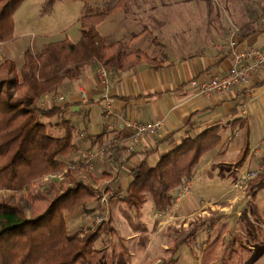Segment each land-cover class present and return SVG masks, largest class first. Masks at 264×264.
<instances>
[{
	"label": "crops",
	"instance_id": "obj_1",
	"mask_svg": "<svg viewBox=\"0 0 264 264\" xmlns=\"http://www.w3.org/2000/svg\"><path fill=\"white\" fill-rule=\"evenodd\" d=\"M98 1L99 6L94 7H100L108 0ZM25 2L23 1L18 9L20 7L25 9L23 5ZM86 2L91 4L96 3V0H86ZM85 3L80 0L74 1L73 4L79 9L77 19ZM263 8L262 0H127L121 9L97 26L98 33L106 41L128 40L138 33L130 43V47L143 49L155 58L156 62L116 70L111 72L106 80L98 78L99 65H89L79 79L65 80L56 93L43 96L41 107L44 110L53 107L64 109L57 114L58 118H63L74 127L77 150L69 157V161L80 157L84 150L89 151L88 148H93L94 144L98 143L96 139L103 142L108 136H112L113 133L110 134L107 130L108 125L121 129L115 134L120 145L127 142L132 134V130L124 126L123 119L162 122V127L155 134L144 137L139 146L135 147L129 160L121 167H117L120 169L118 176L113 174L109 163L105 161L102 162L99 170L88 171L90 175L80 176L93 191L94 202L90 206H95V213L101 208L95 197L96 190L103 187L106 180H111L113 182L111 187L116 186L124 197L130 181V171L142 161L146 151L151 150L148 161L154 164L161 153L176 147L184 134L196 136L206 127L219 126L220 143L202 156L192 178L189 179L191 188L196 171L198 173L204 170L211 174L208 179L204 176L196 192L180 198L177 194L181 186H178L172 192L174 196L172 206L162 213L155 211L154 204L147 203V199L139 211L130 208L122 200L123 198L110 203L111 216L103 223L104 225L99 224L98 237L103 234L106 238V233H110L114 238H118L120 248L118 255L119 259L120 256L124 259L123 264H141L140 256L137 257L140 250L143 251L142 264H159L171 244L173 230L186 229V224L179 223L178 219L188 218L195 211L206 208V205L213 209L210 204L219 202L216 200L222 197L221 191L224 190L225 193L227 188L229 189V182L234 179L236 172L234 175L233 173L237 171V167L228 170L227 166L234 165L245 137L248 153L241 166L250 169L258 167L264 154V71L251 75L247 84L236 85L223 93L212 92L208 95H200L198 85L194 82L208 79L217 73L227 72L234 66H240L241 62L235 58L236 51L249 48L264 50ZM234 13L242 15V20L243 16L245 19L246 16H252V19L248 20L251 26L248 31L242 24H233L231 16ZM243 22L247 23L245 20ZM250 29L258 31L251 33ZM240 30L244 34H240ZM65 36L64 38L76 42V39L68 33ZM14 37L15 39L9 42L0 43V53L3 56L12 58L11 56L21 52L18 46L22 37L15 32ZM79 37L80 33L76 37L77 40ZM230 40L234 42L232 52L218 49L220 45H225ZM37 41L35 35L25 43L23 51L31 47L39 49L47 43L42 40ZM2 58L0 56V60ZM249 60L251 61L252 58ZM81 91L84 92V98L81 96ZM105 101L111 104L112 113H107ZM47 118L49 117L43 116L41 120L50 126L51 121ZM63 131L56 134L62 135ZM227 177L229 181L224 182ZM215 182L219 185L216 199L205 200L202 189L211 190ZM104 187L111 188L107 185ZM257 193L253 199L251 198L252 213L261 221L260 216H256L253 211V207H257L254 203ZM90 206L88 209L91 208ZM122 209L125 214L120 213ZM257 209L259 211L258 207ZM80 210L81 208L78 207L69 213L70 219H75L74 223L78 221L76 212ZM228 213L229 211L226 212L227 215ZM127 217L132 219L133 225L125 222L124 219ZM221 217V214L214 210L207 212L201 222L204 226L207 224L209 229L203 228L211 234L220 225ZM235 217L241 219L242 212H235ZM217 218H220L218 222ZM213 219L216 222L211 225ZM91 221L92 219L86 221L85 225L88 226L85 228L80 226L84 228L81 235L94 228H91ZM119 223L122 225L118 226ZM199 232L200 229L195 236ZM158 236L161 239V250L157 255L150 257L149 253L152 255L154 250L156 251L154 239H158ZM200 238L204 240L203 237ZM194 244L200 246V243H193L192 246ZM250 249L255 251L253 245ZM134 255L136 257L130 259ZM185 263L178 261L176 256V264Z\"/></svg>",
	"mask_w": 264,
	"mask_h": 264
},
{
	"label": "trees",
	"instance_id": "obj_2",
	"mask_svg": "<svg viewBox=\"0 0 264 264\" xmlns=\"http://www.w3.org/2000/svg\"><path fill=\"white\" fill-rule=\"evenodd\" d=\"M23 1L0 0V43L14 38L13 14ZM55 1L43 0L40 13L51 12ZM125 2L108 0L100 7L86 2L77 19L80 37L76 42L63 38L47 42L36 51L27 48L19 68L12 58L0 61V264H93L88 253L98 238L100 226L82 235L81 232L70 234L65 218L78 207L87 210L94 202L92 189L80 177L90 174L69 168V157L77 150L74 127L61 118L58 124L64 131L62 135H54L39 120L40 116L51 117L64 109L44 110L40 101L44 95L56 93L64 80L79 79L89 65L119 71L156 62L145 51L128 50L137 36L124 43L106 41L98 33L97 26ZM251 19V15L246 19L243 16L247 21L240 23L244 29L251 28L248 22ZM239 33L244 34L241 30ZM220 140L219 126L212 125L196 136H181L178 145L161 153L154 164L148 161L151 150L146 151L142 161L131 169L121 199L139 211L150 198L155 211L165 212L172 206L173 190L192 178L202 156ZM96 142L100 141L96 139ZM243 143L235 167H240L247 156L246 137ZM50 175L56 178L44 180ZM263 187L264 172L249 182L246 195L253 199ZM18 193H25L35 207H41L45 197L48 202L41 212L26 216V201L15 195ZM253 211L259 217L256 206ZM215 222L213 219L211 225ZM202 226L200 222L187 229H174L166 256L159 264H176L179 247L191 248Z\"/></svg>",
	"mask_w": 264,
	"mask_h": 264
},
{
	"label": "rangeland",
	"instance_id": "obj_3",
	"mask_svg": "<svg viewBox=\"0 0 264 264\" xmlns=\"http://www.w3.org/2000/svg\"><path fill=\"white\" fill-rule=\"evenodd\" d=\"M24 1L27 2V3L25 2L26 4L25 3L23 4L25 9H23V7H20L18 9L17 7V10H15L14 15H13L14 32L16 35L18 36L20 35L22 37L21 38L22 41L19 43V46H18V49L20 48L21 52L16 53L13 56H11L12 59L15 61L17 68H19L22 63V51L25 48V43L29 42L30 39L33 38L35 35H37V40H38L37 42H39L40 40L44 42L58 41L66 37L65 36L66 33H68L69 36H71L73 39H76L75 41H77L76 37L78 36V33H79L78 23L76 21L78 17L77 10L79 9L76 7V4H73L75 0H59L55 3L51 12L46 13V14L40 13V9L42 7L41 3L43 2V0H24ZM80 1H82L83 3L86 2V0H80ZM91 4L93 6H99V1L96 0V3L93 2ZM72 5L74 8H72ZM231 19H232L233 24L235 25L240 24L243 21L242 15L240 16L235 13L232 14ZM101 30L103 31L104 27ZM136 34H134V36H136ZM132 37L129 38L128 40L120 39V40H113V41H122V42L124 41V43L126 41L131 42L133 39ZM29 49L30 50L33 49L32 51H36L38 48L31 47ZM128 50L133 51V50H137V48L128 47ZM140 50L144 51L143 49H140ZM0 56L3 57L2 59H4V57H8V56H3L1 53H0ZM99 67H102V66L99 65ZM108 69L113 70L112 68H108ZM41 103H43L42 100L40 101V106H41ZM106 110H107V107H106ZM107 113L109 114L108 110H107ZM42 118L43 116H40L39 120L43 122L44 124H46L44 120L43 121L41 120ZM47 119H50L51 121L50 126L46 124L47 130L50 133L57 135L56 132H59V131L61 132L64 129L60 124H58V122H60V118H58L57 115L51 116ZM129 119H126V120H129ZM109 126L110 125L107 126V130L110 133ZM56 129H58L59 131ZM131 133H133V130L131 131ZM110 137L111 136H108L106 140L103 142H98L94 144L95 149L99 147H107V142ZM114 138L117 140V144H116L117 146L119 144L118 139L116 137ZM121 145L122 144H120V146L115 148L117 150H114L113 155L111 157H105L103 155L102 156L100 155L98 156L97 159L94 160L91 166L86 165L84 168L79 169V171H83V172L97 171L99 170V167L102 165V162L105 161L106 163H109L108 165H110V169L115 173V175H117L116 168L121 167L124 163H126L127 160H129V158L133 154L132 153L125 160L119 159V156H118L119 154L117 153V151L121 147ZM89 149L90 148H88V150ZM83 161L84 160L81 159L80 157L76 158L69 163V168L71 167L72 164H74V162L76 164H79V163H83ZM234 166L235 165L233 166L228 165L227 169L228 170L234 169ZM263 167H264V160L262 158L256 169L255 168L250 169L246 166L237 167L236 168L237 171H234L233 173L234 175L236 172V174L233 177L234 178L233 181L229 182V185H228L229 189L227 188L225 193L223 192L224 190L221 191L222 197L216 200L219 202L210 204L213 206V209L209 205H206V208L195 211L194 214H192L188 218L185 217L186 218L185 219V218L180 217V219H178L179 223L183 224L184 222L186 224L185 228L187 229V228H190L192 225H195L201 222V220L204 218L207 212H210L212 210H214L215 212H218V214H221L222 216L221 219L217 218L218 219L217 222L220 219L219 221L220 225H218L217 229L213 231L211 234H209L210 232H208L205 228H203V227H206L207 229H209L208 228L209 226L207 224L204 226V223H203V226L200 228L199 234L195 236L193 239V243H198V244L200 243V246L194 244L192 246L193 249L192 248L190 249L189 247L185 245L181 246L179 248L178 253L176 254L178 261H185L188 264H262L264 262V253H262L264 251V188L258 191L257 197L254 202L259 208V211H258L259 216H260L259 218H261L263 221L258 220L253 215L251 195L249 196L246 195L247 186L249 182L253 180L258 174H260L261 172H264V169H262ZM254 171H257V172L260 171V172L257 173L256 176L249 177L247 179L248 181L245 184L240 182L241 177L243 178V176H245L247 178L248 176H252L251 173ZM208 173H209L208 171H204V170H201L198 173L196 171V174L193 179L194 180L193 184L191 188L189 189V192L187 193L188 195L196 192L197 190L196 188L199 187L204 176L206 179H208L211 176V174H208ZM229 177H227L223 181L228 182ZM188 180H186L185 183L188 182ZM212 185H213V188L211 190H208V188H203L201 191L204 195L205 200H209L211 198L216 199L217 197L216 195H218L219 193L218 183L215 182ZM3 194L11 196L13 193L3 192ZM15 195L17 197L22 196L23 201L24 200L26 201V202L24 201L26 216L41 212L48 202V197H45V201L43 205L41 207H35L34 202H32L31 198H29L28 196L25 197V193H18ZM147 200H146L147 203L151 205L153 204L150 198H148ZM226 206L227 208H225ZM90 207L91 208L87 210L81 208L80 211L76 212V214L78 215L76 220L78 219V221L75 223H74L75 221L74 218L70 219L69 213L66 215V221L68 224L67 226L69 229L68 231L70 234L75 233V231L82 232L83 229L88 226V225L86 226L85 223L86 221L93 218L95 214V210H96L95 206H90ZM225 211L226 212L229 211L228 215L226 214ZM237 211H239L240 213L242 212L241 219H238L235 217V212ZM120 213L125 214L124 209H122ZM223 213L226 215H224ZM124 220L127 224L133 225L132 219L130 217H127ZM77 224H80V225L77 226ZM121 225L122 223H119L118 226H121ZM80 226H84V228H81ZM228 227H229V231H227ZM102 230L103 228L101 229V231ZM200 237H203L204 240H202ZM106 238L104 237L103 234H101L98 237V239L95 241V243L91 247L90 252L88 253V258L91 259L93 264H109V262H113V264H123L124 259L121 256L119 259V255H118L119 249H120L119 244H118L119 241L117 240L118 238H114V236H112L110 233H106ZM154 240L156 242L157 247H156V251L154 250V254L151 255L149 253L150 257L157 255L159 250H161L160 237L158 236V239H154ZM107 245L109 246L107 247ZM251 245L254 246L255 251H252L250 249ZM142 255H143V251L142 250L138 251L137 257L140 256L141 264L143 263ZM134 257H136V255L132 256V258L130 259H133ZM79 264H85V262H80Z\"/></svg>",
	"mask_w": 264,
	"mask_h": 264
},
{
	"label": "built area",
	"instance_id": "obj_4",
	"mask_svg": "<svg viewBox=\"0 0 264 264\" xmlns=\"http://www.w3.org/2000/svg\"><path fill=\"white\" fill-rule=\"evenodd\" d=\"M218 49L224 52H232L234 50V42L229 41L227 44L219 46ZM235 58L238 62H241L240 66H234L227 72L214 74L208 79L202 80L200 82H194V84L198 85V92L200 95H208L212 92H227L236 85L247 84L251 75L255 74L256 72L264 71V50L260 48H249L247 50L236 51ZM249 58H252V60L250 61ZM111 72L114 71L99 67L97 75L99 79L106 80ZM81 96L82 98L85 97L83 91H81ZM105 105L108 112L112 113L111 104L108 101H105ZM122 121L125 127L133 130V133L128 138V141L124 142L117 151L119 154V159L121 160L127 159L133 153L135 147L139 146L141 140L144 137L155 134L162 127V122L160 120L140 122L134 119H123ZM120 130L121 129H115L112 125H110L109 131L110 134H113H111L112 136L108 139L107 147H99L97 149L93 147L90 148L89 151L82 152L80 158L84 160L83 163L76 164L74 162L70 168L79 170L84 168L86 165L91 166L94 160L100 155L111 157L115 148L120 146L119 144L116 146L117 140L114 138L116 137L115 134H117ZM261 158L264 160V154H262ZM262 169H264V167ZM119 171L120 169L116 168V176L119 175ZM259 172L254 171L251 173L252 176H248L247 178L245 176H243V178L241 177L240 182L245 184L249 177L256 176ZM113 174L115 175L114 172ZM49 178L53 179L56 178V176L50 175L44 180H48ZM104 183V186L107 185L111 187V183L113 182L111 180H106ZM190 183V180H188V182L182 185L177 194L178 197L181 198L187 195L190 188ZM104 186L98 188L95 192V197L98 199L101 208L94 214L91 221V228L106 222L111 216L110 203L114 200H120L123 197V195L119 193L120 191L116 189V186H113L109 189H106Z\"/></svg>",
	"mask_w": 264,
	"mask_h": 264
}]
</instances>
